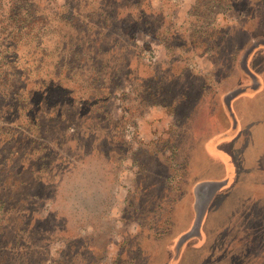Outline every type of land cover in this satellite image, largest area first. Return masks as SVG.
<instances>
[{"label":"rangeland","instance_id":"374dc122","mask_svg":"<svg viewBox=\"0 0 264 264\" xmlns=\"http://www.w3.org/2000/svg\"><path fill=\"white\" fill-rule=\"evenodd\" d=\"M263 1L12 7L30 26L0 22V264H264V94L229 104L260 82L228 20Z\"/></svg>","mask_w":264,"mask_h":264},{"label":"crops","instance_id":"0c3cea01","mask_svg":"<svg viewBox=\"0 0 264 264\" xmlns=\"http://www.w3.org/2000/svg\"><path fill=\"white\" fill-rule=\"evenodd\" d=\"M234 16L229 15L228 20L231 23V28L234 31H240L244 34V38L237 42L235 40L234 43H239V45L235 48L236 50L244 48V46L249 43L250 45L258 41L257 45H255L249 53L245 57V52L250 47L245 48L243 58L245 59V63L243 67L245 68L244 71L248 73L250 79L258 80L260 83L258 84L257 89H252L253 93L249 94V97H245V94H241L239 96L231 97V101L229 100L230 106L236 111V103L237 101L242 100L243 102H247V100H261V94H264V1L261 4V7H245L244 10H237V14ZM238 16V17H237ZM238 18V19H237ZM241 33V34H242ZM258 37V38H256ZM238 38V37H237ZM258 54L263 55V66L257 68L255 65L256 56ZM226 97V95H225ZM261 103V101H259ZM257 102V103H259ZM239 115V111H238ZM216 181V180H215ZM204 215V213H203ZM204 218V217H203ZM202 218V219H203Z\"/></svg>","mask_w":264,"mask_h":264},{"label":"trees","instance_id":"16d2710c","mask_svg":"<svg viewBox=\"0 0 264 264\" xmlns=\"http://www.w3.org/2000/svg\"><path fill=\"white\" fill-rule=\"evenodd\" d=\"M25 2H27V3H25ZM27 4H28V0H26V1L25 0H0V7H6V11H7L6 12L7 15H4V16L0 15V17L2 18V19L0 18V22L3 23V21L6 18L8 23L3 25L2 27H4L7 31H10L9 33H11L13 30H16L18 32L19 30H21L19 27H21V28L26 27L27 28L30 26V25L26 26V24L23 26H20V25L11 26L10 25V22H12V20H15L18 16L23 15L20 13V11L14 12L12 7H27L28 6ZM0 54H2V53H0ZM1 76H2V74L0 73V77Z\"/></svg>","mask_w":264,"mask_h":264},{"label":"water","instance_id":"95a60500","mask_svg":"<svg viewBox=\"0 0 264 264\" xmlns=\"http://www.w3.org/2000/svg\"><path fill=\"white\" fill-rule=\"evenodd\" d=\"M258 41L253 42L250 47H248V49L245 52V57L246 55L249 53V51L255 46L257 45ZM245 63V59L243 60V65ZM224 182H219V181H207V182H201L198 183L195 188L197 189L196 194H199V192L201 191V189L205 190V201L206 203L209 202V200L213 197L214 193L221 187V185ZM198 198V196H197ZM202 219V216L200 217V220Z\"/></svg>","mask_w":264,"mask_h":264}]
</instances>
